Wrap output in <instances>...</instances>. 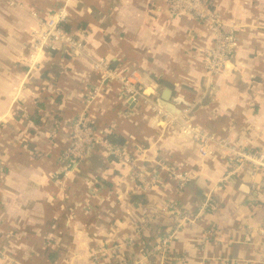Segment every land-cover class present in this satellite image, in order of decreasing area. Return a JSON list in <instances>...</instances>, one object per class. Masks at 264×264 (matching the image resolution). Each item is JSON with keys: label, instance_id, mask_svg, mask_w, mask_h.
<instances>
[{"label": "crops", "instance_id": "0c3cea01", "mask_svg": "<svg viewBox=\"0 0 264 264\" xmlns=\"http://www.w3.org/2000/svg\"><path fill=\"white\" fill-rule=\"evenodd\" d=\"M214 4L238 37L218 74L205 62L213 30L169 0H0V264H264L258 177L223 180L236 150L264 148V0ZM60 8L84 49L32 56ZM165 96L174 124L150 108ZM82 117L100 140L71 160ZM185 123L213 135L206 153Z\"/></svg>", "mask_w": 264, "mask_h": 264}, {"label": "built area", "instance_id": "2783aa9c", "mask_svg": "<svg viewBox=\"0 0 264 264\" xmlns=\"http://www.w3.org/2000/svg\"><path fill=\"white\" fill-rule=\"evenodd\" d=\"M169 8L174 14L189 13L210 26L214 32V44L206 50V67L213 74L225 70L228 61L238 47V37L234 28H226L222 14L214 4V0H169ZM68 21L69 12L66 8L55 10L45 17L42 27L33 33L32 56H35L37 52H56L59 49L68 54H74L84 49L85 39L80 34H74L65 28ZM94 65L104 73V81L112 77L113 72L104 59L98 60ZM133 78L136 77H122L124 92L138 99V97H143L144 92L141 83ZM144 99L146 103L151 102L147 97ZM150 108L157 116L164 117L168 124L178 122L177 117L166 112L156 102H151ZM181 129L198 139L200 150L203 153L207 152L208 140L214 138L213 135L200 131L191 123L183 124ZM99 140L93 125L83 117L79 118L73 124L72 140L65 156L71 160L81 159L85 156L88 147ZM110 146L115 153L120 154L117 145ZM244 172H249L252 177H258V180L252 182L251 189L256 192L264 204V148L236 150L223 180L226 181L233 176L237 177ZM176 177L180 188L185 187L190 179L188 173H179ZM259 232L264 239V217L261 220ZM169 238L170 236L165 238L162 245L158 247L163 251L164 258L169 256L166 248Z\"/></svg>", "mask_w": 264, "mask_h": 264}, {"label": "water", "instance_id": "95a60500", "mask_svg": "<svg viewBox=\"0 0 264 264\" xmlns=\"http://www.w3.org/2000/svg\"><path fill=\"white\" fill-rule=\"evenodd\" d=\"M161 106L165 107L167 109L168 112H170L171 114L174 113H180V109L177 108L176 104H177V100L175 99L174 101H168V99H166V96L161 98L160 100Z\"/></svg>", "mask_w": 264, "mask_h": 264}, {"label": "trees", "instance_id": "16d2710c", "mask_svg": "<svg viewBox=\"0 0 264 264\" xmlns=\"http://www.w3.org/2000/svg\"><path fill=\"white\" fill-rule=\"evenodd\" d=\"M109 139H110L113 143H121V142H122L121 137H119V138H114L113 135H111V136L109 137Z\"/></svg>", "mask_w": 264, "mask_h": 264}]
</instances>
